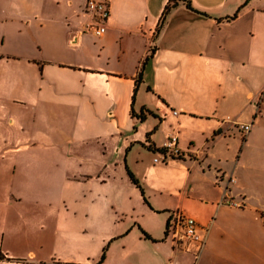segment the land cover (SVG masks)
Instances as JSON below:
<instances>
[{"label":"crops","instance_id":"1","mask_svg":"<svg viewBox=\"0 0 264 264\" xmlns=\"http://www.w3.org/2000/svg\"><path fill=\"white\" fill-rule=\"evenodd\" d=\"M169 2L0 0V264H264V0Z\"/></svg>","mask_w":264,"mask_h":264},{"label":"built area","instance_id":"2","mask_svg":"<svg viewBox=\"0 0 264 264\" xmlns=\"http://www.w3.org/2000/svg\"><path fill=\"white\" fill-rule=\"evenodd\" d=\"M87 12L90 15V22L86 25V32H90L96 36H103L108 28V19L110 17V9L108 0H87ZM178 114V111H174ZM251 124L241 125L242 130L248 133L251 130ZM163 149L165 151L164 159H176L184 155V151L179 146V137L176 134H171L164 142ZM155 162H160L158 157L155 158ZM230 181H234V178H230ZM227 197V190L225 191L224 198ZM226 203L231 206L240 207L241 204L232 200H225L222 203ZM168 235L174 248H183L189 251L190 244L192 242H198L201 245L200 252L205 245V239L203 238L198 228L197 221L194 217L187 215L181 209H176L172 212V217L169 223ZM44 264H64L58 259L45 262Z\"/></svg>","mask_w":264,"mask_h":264},{"label":"trees","instance_id":"3","mask_svg":"<svg viewBox=\"0 0 264 264\" xmlns=\"http://www.w3.org/2000/svg\"><path fill=\"white\" fill-rule=\"evenodd\" d=\"M179 2H184V3H186L190 8H192V2H191V0H170L169 4L167 5V10H170L171 8L176 7V6L178 5ZM140 118H141V119H144L145 116L141 115ZM153 150L156 151V152H160V153H162V154H165V151H164L163 148H162V149H156V148H153ZM129 176H130V178L132 179V181H133L136 185H138V186L140 187L138 180L135 178L134 174H133L132 172H130V171H129Z\"/></svg>","mask_w":264,"mask_h":264},{"label":"rangeland","instance_id":"4","mask_svg":"<svg viewBox=\"0 0 264 264\" xmlns=\"http://www.w3.org/2000/svg\"><path fill=\"white\" fill-rule=\"evenodd\" d=\"M142 98V96L141 95H139V98L138 99H141ZM154 156H156V157H158L160 160H163V157H164V154H162V153H160V152H157ZM162 163V162H161ZM166 162H163L162 164H165ZM142 251H140V253H141ZM191 252H193L194 253V251H190V253L188 252V251H186L185 252V255H191V254H193V253H191ZM142 254H148V251H145V252H143ZM155 255V254H154ZM156 256V255H155ZM184 257H186V258H182V262L181 263H177V264H194V257L193 256H184ZM192 257V258H191ZM186 259V260H185ZM190 259V260H189Z\"/></svg>","mask_w":264,"mask_h":264}]
</instances>
